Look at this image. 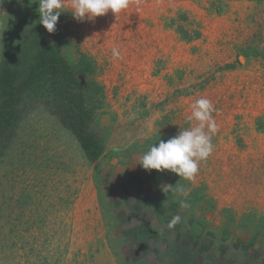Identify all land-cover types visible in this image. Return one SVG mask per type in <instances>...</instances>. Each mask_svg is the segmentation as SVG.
Wrapping results in <instances>:
<instances>
[{
    "label": "rangeland",
    "instance_id": "rangeland-1",
    "mask_svg": "<svg viewBox=\"0 0 264 264\" xmlns=\"http://www.w3.org/2000/svg\"><path fill=\"white\" fill-rule=\"evenodd\" d=\"M11 1L0 0V43L17 5L39 10ZM65 4L45 35L87 90L100 87L88 106L105 153L89 161L59 102L27 105L0 163V264H162L173 244L192 250L178 264H264V0H143L83 22ZM202 97L219 130L196 179L144 170L141 156L192 126Z\"/></svg>",
    "mask_w": 264,
    "mask_h": 264
},
{
    "label": "trees",
    "instance_id": "trees-1",
    "mask_svg": "<svg viewBox=\"0 0 264 264\" xmlns=\"http://www.w3.org/2000/svg\"><path fill=\"white\" fill-rule=\"evenodd\" d=\"M17 6L19 11L12 20L7 17L8 21L4 23L0 43V163L10 148V139L27 105L53 99L61 106L63 123L77 137L89 161L98 166L105 150L101 140L90 131L94 114L88 100L99 96L100 87L94 85L92 89H86L75 68L46 37L39 10ZM78 67L83 74L93 70L85 54L78 60ZM140 226L148 237L158 234L148 222ZM170 251L173 259H166L162 264H178L180 256L183 263L184 256L188 257L192 252L188 247L181 254L180 247L175 244Z\"/></svg>",
    "mask_w": 264,
    "mask_h": 264
},
{
    "label": "clouds",
    "instance_id": "clouds-1",
    "mask_svg": "<svg viewBox=\"0 0 264 264\" xmlns=\"http://www.w3.org/2000/svg\"><path fill=\"white\" fill-rule=\"evenodd\" d=\"M143 0H70L71 14L78 22L92 21L96 17L105 16L109 11L116 17L128 10L132 5L139 7ZM65 0H39L40 24L49 33L56 31V25L62 12H65ZM113 59H122L120 51L112 48ZM192 112L187 118L195 122L187 129L180 130L178 135L167 141L159 139L158 144L149 147L140 158L139 165L144 170L163 172L168 170L187 181H194L199 172L201 162L213 153L215 145L212 137L218 133V125L213 113L218 111L207 98H200L191 105ZM161 191L187 195L182 186L161 184ZM182 208L189 207L183 202ZM182 222L180 215H174L167 224L173 229Z\"/></svg>",
    "mask_w": 264,
    "mask_h": 264
}]
</instances>
